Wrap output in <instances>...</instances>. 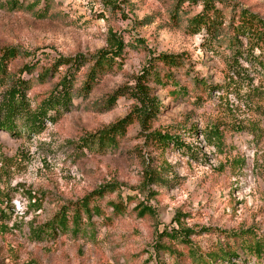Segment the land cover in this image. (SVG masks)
<instances>
[{"label": "rangeland", "instance_id": "374dc122", "mask_svg": "<svg viewBox=\"0 0 264 264\" xmlns=\"http://www.w3.org/2000/svg\"><path fill=\"white\" fill-rule=\"evenodd\" d=\"M179 1L0 0V56L16 51L0 80V100L22 79L35 108L70 69L71 63L55 67L59 58L93 57L112 50L114 41L124 45L115 68L89 92L84 86L91 65L76 73L70 109L45 122L41 133L0 130V264H194L191 250L208 264H264V252L248 249V243H264V74L243 56L237 59L241 76H232L229 50L210 53L204 33L188 26L202 1ZM211 1L225 13L241 7L264 20V0ZM159 54L184 57L189 65L177 80L187 93L172 99L157 90L162 113L153 128L185 126L178 135L188 150L150 155L141 150L137 124L117 148H84V138L131 111L128 95L114 104L109 98L132 85ZM195 79L221 87L209 93ZM211 126L222 133L219 150L202 135ZM161 161L173 173L169 185H147L145 175ZM102 187L104 195L89 200L98 213L83 214L76 233L70 221L66 231H49L59 212L70 218L84 197ZM141 207L148 209L143 216ZM37 229L41 235L33 233ZM187 229L189 246L169 237ZM219 246L236 258L208 262Z\"/></svg>", "mask_w": 264, "mask_h": 264}, {"label": "trees", "instance_id": "16d2710c", "mask_svg": "<svg viewBox=\"0 0 264 264\" xmlns=\"http://www.w3.org/2000/svg\"><path fill=\"white\" fill-rule=\"evenodd\" d=\"M196 3L197 0H180L179 6L187 2ZM201 11L191 18L188 26L195 33L203 32L202 40L206 43L210 53L217 54L216 49L222 46L226 47L231 59L226 62V69L232 76H241L237 71V59L246 56L257 62V65L264 74V20L250 10L238 7L232 9V12H224V9L217 8L211 0H201ZM236 8V7H231ZM115 45L109 52L100 51L95 56L84 57L77 55L74 58H59L55 67H60L71 63L68 73H66L58 84L50 91L39 104L32 108L27 98L28 86L22 79H17L13 86L9 88L0 100V130H5L9 134L19 136L20 133L28 135H37L44 130L45 122H52L56 117L70 109L72 94L71 87L76 73L85 65H91L86 75L85 90L89 92L91 85H95L99 78L105 73L111 72L116 66V60L122 55L124 45L120 41H114ZM215 45L217 46L216 48ZM258 56H255V52ZM16 51L13 49L5 50L0 56V80L4 79L6 73V63L13 59ZM250 61V60H249ZM251 62V61H250ZM189 65L183 56L159 54L152 57L142 67L140 72L133 78V84L118 88L109 98V103L114 104L119 96L128 95L134 102L131 111L122 119H118L112 124L105 126L103 129L96 131L81 142L84 148L89 151L105 152L109 149L117 148L118 143L125 137L128 128L133 124L139 127V137L142 139L143 146L141 150L154 153L162 157L169 148L184 152L188 147L184 144L178 135L179 129L187 131L185 126L176 128H153V123L157 120L158 115L162 113V105L157 90L166 91V96L172 99H178L186 95V90L179 84L177 76L181 70H186ZM27 71L29 69L25 68ZM197 87L207 89L209 93L218 91L221 86H213L193 80ZM172 87V88H171ZM197 98L196 101H199ZM54 113V116H51ZM242 128H240L241 130ZM202 135L208 146L217 150L220 149L222 133L218 127L206 128ZM151 157V156H150ZM173 173L166 162L161 161L155 172L145 175L147 185H157L166 188L170 183V177ZM105 187L95 190L93 193L84 197L76 207L71 211L69 218L66 211L59 212L54 219L47 224L50 232L68 230L69 221L72 225L73 232L79 230L82 215L91 217L92 214L98 213L97 208H89V200L95 197H102ZM0 193V199L2 198ZM4 197V196H3ZM3 202V200H0ZM114 208V210H117ZM138 215L143 216L148 212L147 208H138ZM3 212L0 211V215ZM43 231V230H42ZM41 230H33L35 235H41ZM162 235L167 236L164 231ZM191 230H172L171 239L182 241L185 245H190ZM248 249L260 256L264 252V243L255 241L253 245L248 243ZM194 264H208L203 257L195 256ZM197 257V258H196ZM236 258L235 254H229L221 246L210 255L208 262L216 260Z\"/></svg>", "mask_w": 264, "mask_h": 264}]
</instances>
